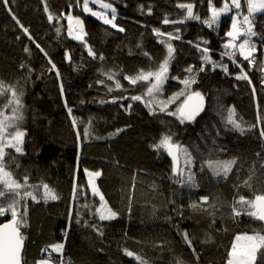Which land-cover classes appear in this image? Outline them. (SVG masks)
Returning a JSON list of instances; mask_svg holds the SVG:
<instances>
[{"label": "trees", "instance_id": "trees-1", "mask_svg": "<svg viewBox=\"0 0 264 264\" xmlns=\"http://www.w3.org/2000/svg\"><path fill=\"white\" fill-rule=\"evenodd\" d=\"M224 2L212 0L217 7ZM100 3L115 8L117 28L85 12L84 0L0 2V81L23 93L19 124L25 132L23 154L6 149L10 155L5 160L14 178L23 182L27 176L29 185L47 184L58 197L45 201L42 187L28 189L37 201H27V226L21 228L23 264L46 258L42 250L57 243L64 249L62 255L52 253V264H138L125 249L148 264H227L236 235L261 232L264 224L246 214L234 218L231 207L240 196L264 194V13L252 19L258 52L249 64L239 53L235 62L221 56L231 13L212 28L199 20L163 23L165 17L181 20L186 10L178 5L186 3L194 4V12L207 20L209 0H89L88 6ZM103 13L111 17V11ZM68 17L82 20L85 42L68 35ZM153 29L180 38L170 41L175 52L163 97L148 107L146 82L132 85L124 76L154 71L163 62L167 49L161 40L167 36H157ZM203 47L217 62L215 69L201 59ZM89 48L95 56L88 54ZM201 65L204 71L195 73L196 83L186 90L181 81L190 74L185 69ZM241 69L251 83L236 79ZM192 92L201 93L204 110L181 123L169 113H176ZM161 102L166 111H160ZM5 104L7 99L0 98V109L10 115ZM230 109L243 132L227 123ZM165 134L191 153V165L180 155V168L185 180L189 172L195 174L198 187L178 183L167 152L152 147ZM50 151L77 152L82 176H61L56 160L43 157ZM209 160L237 163L225 179L212 174ZM97 171L101 176L95 183L117 212L113 220L101 221L95 214L99 197L92 194L87 173ZM250 174L251 186H245ZM204 196L207 203L200 199ZM10 219V214L0 216V225ZM185 231L191 248L182 238ZM253 264H264V249Z\"/></svg>", "mask_w": 264, "mask_h": 264}, {"label": "snow or ice", "instance_id": "snow-or-ice-1", "mask_svg": "<svg viewBox=\"0 0 264 264\" xmlns=\"http://www.w3.org/2000/svg\"><path fill=\"white\" fill-rule=\"evenodd\" d=\"M0 2L7 6L9 0H0ZM92 2L95 3L96 0H92ZM244 3L247 8L246 15L242 12L241 0H231L230 3L228 0H225L223 6L220 8H216L212 4V0H209V10L211 15L207 20H201L199 14L194 12V4H179V8L186 10V14L183 18L179 21H170L168 17H165L163 23L176 24L184 23L187 20H199L201 23L206 24L209 28H212L219 25L220 18L223 14L235 11V14L231 16V28L226 32V36L229 37V40L224 44L225 51L221 53V56H227L235 62L234 58L237 56V53H239V56H242L249 64H253L254 53L257 51V47L252 42V37L257 36L258 33L254 30L252 19L255 18L254 14L256 13H264V0H244ZM88 5L89 0H84L83 10L85 12H90L92 16L103 20L105 24H110L113 28H117V25L113 23L116 19V10L111 4L100 3V7L102 9H111V19H108L102 12L93 11ZM9 12H11L10 8ZM13 19H15V17H13ZM48 19L51 21L53 16L49 14ZM68 19L70 21L69 35L73 36V29L71 27V21L73 18L68 17ZM17 23H19L18 20ZM75 24L79 28V31L83 32V22L79 18L75 19ZM24 31L27 32L28 30L25 28ZM57 31H59V29H57ZM119 31H124V29L119 28ZM153 31L157 36H167V39L161 40V43L165 44L167 49L163 62L160 63L154 71H144L141 69L135 76H124V79L128 80L132 85L146 82V95L150 99L145 102V105L148 107H151L152 100L155 99L156 94L162 91L164 83L169 79V65L174 59L175 52V49L170 41L172 39L180 38L178 35H174L173 33H162L158 29H153ZM176 32H179V29H176ZM73 38L83 40L84 36L76 34ZM204 43L207 44L208 42L205 41ZM37 47H39V45H37ZM197 47H199V45H197ZM25 51H27V49H25ZM41 51L43 50L41 49ZM208 53L209 49L207 47H203L201 49V59L205 64L211 63L213 69H215L217 67V62L212 61ZM88 54L95 56V53L91 48L88 49ZM145 55L147 56L148 53H145ZM100 59L102 60L103 56H101ZM21 67H23V65ZM222 67L227 73V66ZM53 68H55V65H53ZM185 71L189 73L190 76L181 82L185 85V89L187 90L190 89L192 84L196 83L195 73L204 71V66L201 65L198 70L193 67H188ZM57 74L59 75V73ZM109 79H112L111 75H109ZM173 79H175V77H173ZM236 79L248 80L249 83H251V80L243 69H241V73L237 75ZM116 87H122L119 81H117ZM111 90L112 89H109V91ZM253 92H255V89H253ZM183 94V92L180 93V95ZM22 95L23 93L18 92L14 86H6L2 81H0V98L7 99V104L4 105V109L11 113L10 115H6L5 110L0 109V216L10 214L12 217L7 224L0 225V264H23L22 253L25 237L21 232V228L27 226L26 216L28 199L37 201V196L33 190L38 191L39 188L42 187L43 194L41 198L45 201L48 199L55 200L58 198L47 184H42L40 186L29 185L27 176L23 177V182L14 178L13 173L10 170V165L5 160V157L10 155L6 152V149H14L15 153L23 154L22 145L24 142L25 132L20 129L19 124V122L23 120V115L20 111L23 107L21 100ZM130 99L134 101H141L143 100V97L132 96ZM193 99L199 102L195 104H188L186 101L176 113H169V115H177L181 123H184L185 121H193L200 111L203 110V96L200 92H192L188 95L187 100L192 101ZM129 107L131 106L129 105ZM166 107L167 105L161 102L160 111H166ZM69 113H71V109H69ZM234 116L235 110L230 109L228 111L227 123L232 124L234 128L240 129V131L243 132L240 124L233 118ZM73 122L75 123V121ZM84 134H88L87 129ZM260 135L264 137V131H261ZM152 147L158 151L163 150L172 157L173 175L180 178L177 180L178 183H181L182 185L187 184L190 187H198L194 173L189 172L186 180L183 179L184 170L179 167V157L183 154L185 157V165H191L193 158L187 148L183 147L179 143L173 142L171 134L163 135L159 142ZM256 155L260 156V153H257ZM12 160H15V157H12ZM236 163V160H209L207 162V166L212 171L213 175L227 179ZM262 169H264V166H262ZM254 172L255 169H253V174ZM87 175L89 177L88 184L91 187L92 194L99 197V207L96 208L95 214L101 221L115 219L117 217V212L108 207V202L105 200L103 193H101L99 187L95 183V178L101 176V172H88ZM252 178L253 175L250 174L248 180L244 182L245 186H251L250 181ZM75 191L76 188L74 186V194ZM6 199L9 201L8 203H5ZM200 199L204 203H207L208 201L207 196L201 197ZM192 207L197 208L198 205L193 204ZM231 207L234 218L239 217L242 214H246L254 220L264 222V194L256 195L253 199H245V197L240 196L239 200L235 201ZM21 209H23V211H21ZM77 223H79L78 220ZM261 229V232H254L252 235L244 234L236 237L237 243H234L231 247L227 264H253L257 252L264 249V234H262V232H264V224H262ZM182 238L187 246L191 248L192 239L187 231L182 233ZM241 240L244 241L243 244L238 243ZM63 249V243L49 245L42 250V252L47 253V257L38 260L36 264H52V253H59L62 255ZM192 250L193 253H195V249L193 248ZM124 251L127 256L134 257L138 264H148V261L144 260L140 255L134 254L132 251L127 249ZM61 264H63L62 261ZM179 264H183V261H179Z\"/></svg>", "mask_w": 264, "mask_h": 264}, {"label": "rangeland", "instance_id": "rangeland-1", "mask_svg": "<svg viewBox=\"0 0 264 264\" xmlns=\"http://www.w3.org/2000/svg\"><path fill=\"white\" fill-rule=\"evenodd\" d=\"M228 2L230 3L231 0H228ZM241 4H242V12H243L244 15H246L247 14V8H246V5H243V0H241ZM222 6H219V7L215 6V7L216 8H220ZM244 6H245V8L243 9ZM89 7L93 11H97V12H102L103 13V9L100 7V4H97V8H92L91 6H89ZM107 10H108V12L111 11V9H107ZM230 13L232 15H234L235 14V11L229 12L227 14H230ZM227 14H223L222 16L227 15ZM256 14H258V13H256ZM222 16H221V18H222ZM76 18H78V17H73V19L71 21V27L73 29V36L76 35V34L83 35L84 36V39L83 40H78V41L85 42V36L86 35H85L84 25H83V32H80L79 31V28L75 24V19ZM107 18L108 19H111L110 16H107ZM221 18H220V20H221ZM250 19H252V18H250ZM219 23H220V21H219ZM252 24H253V20H252ZM74 26H76V27L74 28ZM253 26H254V24H253ZM69 27H70V21H69ZM230 28H231V26H230ZM68 35H69V28H68ZM73 36H70V37L73 38ZM253 39H254V37H252V42H253ZM228 40H229V37H228L227 41ZM257 52L258 51H256L255 53H257ZM161 97H163V92L156 94V97H155V99H153V101L154 102H157V100L158 99H161ZM43 157L45 158V160H56V163H57V166H58V169H59V173L61 174V176H68V175H71L73 177H77L78 175L82 176V173L83 172L81 171L80 165H79V162H78V154L75 151H54V152H51L50 151V152L45 153L43 155ZM244 234H246V233H244ZM244 234H238V235L242 236ZM252 234H254V233H252ZM252 234H248V235H252ZM238 235H236V237ZM236 237H235L234 243H237ZM238 243L243 244L244 241L241 240Z\"/></svg>", "mask_w": 264, "mask_h": 264}, {"label": "water", "instance_id": "water-1", "mask_svg": "<svg viewBox=\"0 0 264 264\" xmlns=\"http://www.w3.org/2000/svg\"><path fill=\"white\" fill-rule=\"evenodd\" d=\"M199 101H197V100H195V99H193L192 101H188L187 100V103L188 104H195V103H198ZM185 104V103H184ZM183 104V105H184ZM202 104H203V110H204V107H205V99L203 98V101H202ZM182 105V106H183ZM202 110V111H203ZM202 111H200V113L202 112ZM169 156V155H168ZM169 158L171 159V161L173 162V160H172V157L171 156H169ZM179 167H180V159H179ZM11 220V219H10ZM10 220H7V221H5L4 223H2L1 225H4V224H7ZM21 232H22V230H21ZM24 249H25V240H24V247H23V253H24ZM23 253H22V256H23Z\"/></svg>", "mask_w": 264, "mask_h": 264}]
</instances>
